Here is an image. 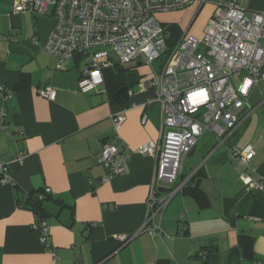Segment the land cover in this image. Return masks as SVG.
I'll use <instances>...</instances> for the list:
<instances>
[{
  "label": "crops",
  "instance_id": "obj_1",
  "mask_svg": "<svg viewBox=\"0 0 264 264\" xmlns=\"http://www.w3.org/2000/svg\"><path fill=\"white\" fill-rule=\"evenodd\" d=\"M197 4L203 6H189ZM240 4L246 14L264 11V0ZM13 5L14 0H0V106L5 111L0 117V159L7 162L10 179L0 182V264H52L53 252L56 264L264 261V189H247L241 179L243 173L264 179V102L258 112L248 101L226 139L213 134L197 141L169 188L196 186L208 205L200 207L177 191L156 218L161 231L151 235L152 222L144 223L155 159L136 149L159 136L162 109L151 101L155 92L147 81L160 71L162 59L150 65L136 59L128 64L131 70L118 73L112 57L113 65L101 68L102 82L83 93L77 85L81 57L57 67L56 58L44 49L55 18L17 13ZM207 8L188 25L185 17L175 19L177 28L201 37L213 7ZM44 85L55 89L54 98L38 93ZM121 86L126 97L113 98ZM120 113L124 120L116 130L113 118ZM104 143L130 155L121 173L101 181L107 170L95 157ZM247 145L254 155L245 167L230 153ZM19 153L21 162L15 160ZM43 188L64 204L43 202L48 246L39 243L35 214L24 205L30 192ZM159 188L154 189L157 198L169 191ZM117 234L129 240L119 243Z\"/></svg>",
  "mask_w": 264,
  "mask_h": 264
},
{
  "label": "built area",
  "instance_id": "obj_2",
  "mask_svg": "<svg viewBox=\"0 0 264 264\" xmlns=\"http://www.w3.org/2000/svg\"><path fill=\"white\" fill-rule=\"evenodd\" d=\"M196 2L213 3L201 37L183 33L169 47L168 33L156 13L180 10ZM13 10L51 14L55 18L44 49L56 58L57 67L75 56L85 60L77 81L83 93L102 82L101 68L112 66V57L120 64L140 59L150 65L162 59L160 71L147 81L155 92L151 101H158L162 109L159 136L136 149L155 159L144 225L152 222L151 235L161 231L156 218L181 189V185L169 186L181 174L198 137L207 130L218 139L229 137L248 105L253 87L259 82L264 86V11L247 15L240 0H14ZM240 72L246 74L234 84L232 76ZM38 93L52 99L55 89L44 85ZM4 115L0 106V117ZM123 120L122 113L114 116L116 130ZM230 154L247 167L254 151L247 145L233 148ZM129 155L128 151L121 152L115 145L104 143L95 157L107 170L101 181L121 173ZM15 160L21 162L23 154L19 153ZM241 179L247 189H264L262 178L251 179L243 173ZM9 181L7 162L0 159V182ZM156 187L169 191L157 198ZM44 191L50 192L49 188ZM33 229L39 243L48 246L46 221L35 216ZM115 238L119 243L129 240L125 234ZM52 256V264H56L54 252Z\"/></svg>",
  "mask_w": 264,
  "mask_h": 264
},
{
  "label": "trees",
  "instance_id": "obj_3",
  "mask_svg": "<svg viewBox=\"0 0 264 264\" xmlns=\"http://www.w3.org/2000/svg\"><path fill=\"white\" fill-rule=\"evenodd\" d=\"M163 26L165 31L168 33L167 45L171 47L180 38L182 30L177 28L176 23H169L167 25L163 24ZM114 66L118 73H125L126 71L131 70V67L128 64H120L116 62ZM180 190L193 197L198 202L200 207H206L208 205L204 192L198 187L182 186ZM47 200L59 202L61 206H64L60 200L52 199L49 192L44 191V188L30 192L24 201V205L28 206V208L34 212L36 217L41 220H45L47 215L45 209L43 208V202Z\"/></svg>",
  "mask_w": 264,
  "mask_h": 264
},
{
  "label": "rangeland",
  "instance_id": "obj_4",
  "mask_svg": "<svg viewBox=\"0 0 264 264\" xmlns=\"http://www.w3.org/2000/svg\"><path fill=\"white\" fill-rule=\"evenodd\" d=\"M215 1H217V0H212V2H215ZM212 4L213 3L208 2V3H204L202 7H199L200 6L199 4H197V5L193 6V7H191V6L187 7L186 6V8H183V9H180V10H170V11H167V12H158V13H156L155 16L161 23H163L165 25H167L169 23H172V22H174V23L176 22L177 23V21L175 19L180 21V20H183V18L185 17V19L187 21V25H188V24H190V22H194L198 18V16H200V14L201 15L204 14V11H207V9H208L207 7L211 6ZM212 7H213V5H212ZM191 8H192V10H191ZM187 11H189V12L186 15ZM250 14L251 13H247V15H250ZM178 26H179V24H178ZM183 33H187L186 27H184L182 29L181 34H183ZM80 64L83 67L84 64H85V60L84 59L80 60ZM245 74H246V72L234 73L233 76H232L233 83L237 84L239 82V80L242 78V76L245 75ZM248 101H250V102L252 101V105L253 106L256 105L257 106V107L255 106L256 108H258L261 105V104L259 105V103L264 101V86H263V84L261 82L257 83L253 87V89H252V91L250 93ZM259 108L257 109L258 112L261 111V110H259ZM261 109H264V106H262ZM212 135H213V133L210 132L209 130H207L202 135H200L198 137V140H201V141H202V139L203 140H207V139L210 140L212 138Z\"/></svg>",
  "mask_w": 264,
  "mask_h": 264
},
{
  "label": "water",
  "instance_id": "obj_5",
  "mask_svg": "<svg viewBox=\"0 0 264 264\" xmlns=\"http://www.w3.org/2000/svg\"><path fill=\"white\" fill-rule=\"evenodd\" d=\"M127 90H126V87L125 86H121V87H119L114 93H113V98H115L116 96H119V95H123L124 97H126V92ZM194 151V148L191 150V152H190V154L192 153ZM159 191H164L165 190V188L164 187H160L159 189H158Z\"/></svg>",
  "mask_w": 264,
  "mask_h": 264
}]
</instances>
